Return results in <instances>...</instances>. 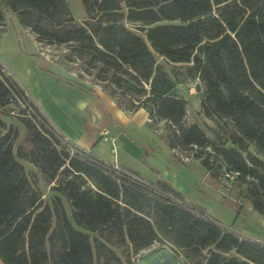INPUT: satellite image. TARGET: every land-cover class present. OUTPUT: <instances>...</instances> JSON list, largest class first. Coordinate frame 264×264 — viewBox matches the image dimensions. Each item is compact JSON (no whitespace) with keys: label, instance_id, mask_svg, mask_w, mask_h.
<instances>
[{"label":"trees","instance_id":"1","mask_svg":"<svg viewBox=\"0 0 264 264\" xmlns=\"http://www.w3.org/2000/svg\"><path fill=\"white\" fill-rule=\"evenodd\" d=\"M81 3L86 18L79 21L66 0H0V22L2 10H10L39 41L70 47L109 83L119 105L122 96L129 108L143 107L172 127L170 146L212 145L228 171L250 177L247 195L261 211L264 159L246 152L247 162L241 151L253 142L264 152V0ZM156 55L185 63L203 82L201 110L208 118L231 122L238 148L213 145L197 123L185 122L186 99L174 93L176 81ZM13 99L27 102L24 89L0 64V123L1 109ZM28 104L43 123L22 112L24 147L14 150L17 133L11 127L0 133V264H122L107 243L114 236L135 255L159 239L186 258L202 253L203 261L195 264H264V243L195 213L164 181L153 184L178 202L116 175L97 158L70 153L61 135L44 125L33 101ZM18 157L37 165L52 183L48 198ZM209 158L207 153L200 162L216 176Z\"/></svg>","mask_w":264,"mask_h":264},{"label":"rangeland","instance_id":"2","mask_svg":"<svg viewBox=\"0 0 264 264\" xmlns=\"http://www.w3.org/2000/svg\"><path fill=\"white\" fill-rule=\"evenodd\" d=\"M66 2L72 16L76 20L81 21L86 18L81 0H66ZM2 12L4 19L0 22V60L10 71L9 73L1 65L6 75L15 76L22 80V71L24 69V55L22 54H36L35 59L39 64L56 70L65 78L75 80L86 86H92L99 92L106 94L114 99L116 104L128 116H131L139 109H143L146 114L148 127L155 134L156 138L162 139L165 142L174 157L180 160L176 153H193V156L189 160L194 162L195 159L200 161L207 153L210 154V163L214 166L217 175L212 176L207 172L204 178L203 184L209 191L207 198L201 204H194L185 200L187 206H190L195 213L209 218L228 230L264 243V206H262L261 211H258L251 204V200L247 195V188L250 186L251 181L250 177L242 179L237 172L228 171L229 164L226 159L224 156L213 154L212 145L208 147L193 145L185 148L170 146L169 142L173 139L172 127L167 126L163 120L154 119L143 107H138L134 110L129 108V101L122 96L119 100L123 101L124 104L119 105L115 95L110 94L108 91L109 83L105 80H100L97 77L96 69L91 67L87 61L76 58L70 47L39 41L29 28L18 23L15 13L7 9H3ZM129 25L132 24L129 23ZM31 56L29 58L34 62L35 60ZM156 59L175 79L174 93L186 99L185 122L197 123L204 130L213 145L224 148H238L237 143L233 142L230 136L233 131L231 122L224 119L208 118L201 110L200 99L204 94L203 82L197 76L189 74L185 63H174L158 55H156ZM26 97L27 102L13 99L1 109L2 123H0V133H4L8 127H11L17 133L14 140V150L18 146L24 147L23 137L26 133V128L20 120L22 112L33 116L38 124L43 123V120L36 116L32 106L28 104V100H32L27 94ZM45 122L44 125L50 126L46 120ZM65 143L70 153H77L86 158H95L68 141H65ZM59 145L62 144L60 143ZM24 149L27 150L26 147ZM241 152L247 162L249 160L246 152L264 159V152L260 151L253 142H248L246 151ZM197 154L200 156H197ZM17 159L23 164L28 176L42 193V197L44 199L48 198L53 193V190L50 188L52 183L48 184L45 181L42 172L33 162H30L27 158L18 157ZM217 166L218 168H216ZM259 192V198L264 202V189H260ZM64 202L66 208L69 210L68 201ZM89 234L92 236L93 234H98V232H89ZM107 243L121 258L122 264H179V262L176 263L177 258L172 253H177L176 249L178 248L169 246L166 242L159 239L145 251H140L136 255L129 253L127 245L115 236L107 241ZM179 251L181 252L182 250ZM181 254L185 261L184 264H195L196 261L201 262L204 257L202 253L195 258H186L184 251Z\"/></svg>","mask_w":264,"mask_h":264},{"label":"crops","instance_id":"3","mask_svg":"<svg viewBox=\"0 0 264 264\" xmlns=\"http://www.w3.org/2000/svg\"><path fill=\"white\" fill-rule=\"evenodd\" d=\"M22 55V80L12 77L66 141L105 163L115 161L124 171L146 181H164L186 201L201 204L207 198L204 166L196 159L181 162L174 157L148 127L143 109L128 116L114 99L94 87L39 64L36 54ZM0 64L10 73L1 60Z\"/></svg>","mask_w":264,"mask_h":264},{"label":"built area","instance_id":"4","mask_svg":"<svg viewBox=\"0 0 264 264\" xmlns=\"http://www.w3.org/2000/svg\"><path fill=\"white\" fill-rule=\"evenodd\" d=\"M25 94H26V92H25ZM102 134H104L105 133V131H100ZM61 138L63 139V141H66V139L65 138H63L62 136H61ZM177 152V151H176ZM88 153V152H87ZM178 156H179V158H180V160L181 161H183V162H186V161H188L192 156H193V153H188V154H186L185 152H184V154L182 153V152H180V153H176ZM87 158H89V157H87ZM89 159H92L93 160V158H89ZM110 170H112L116 175H118V176H125V177H127V178H129V179H131V180H134V181H137V182H141V183H143V184H145V185H147L151 190H153L154 192H156V193H158V194H161V195H163V196H168V197H170L172 200H175V201H179L178 199H176V198H174L169 192H166V191H163L162 189H160L158 186H156L155 184H153L152 182H149V181H146V180H144V179H142V178H140V177H138V176H135V175H133V174H131V173H129V172H127V171H124L122 168H120V166H118V164L114 161L113 163H111V164H108V163H105V162H103ZM187 206V205H186ZM188 207V206H187ZM193 210V209H192ZM167 245H169V246H172L171 244H169V243H166ZM146 249H144V250H142V251H145ZM176 252L177 253H174V252H172L173 253V255H175V257L177 258L176 260V263L177 262H179V264H184V259H183V256H182V254H181V252L178 250V249H176ZM178 264V263H177Z\"/></svg>","mask_w":264,"mask_h":264}]
</instances>
